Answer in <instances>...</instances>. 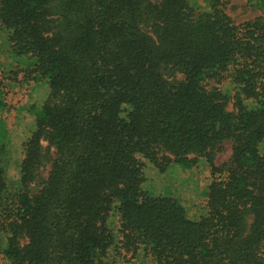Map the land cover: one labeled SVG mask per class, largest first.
Returning <instances> with one entry per match:
<instances>
[{"label": "trees", "instance_id": "trees-1", "mask_svg": "<svg viewBox=\"0 0 264 264\" xmlns=\"http://www.w3.org/2000/svg\"><path fill=\"white\" fill-rule=\"evenodd\" d=\"M247 1L235 23L223 0H0L8 264H264V0ZM17 79L48 93L12 178ZM199 158L203 180L156 189Z\"/></svg>", "mask_w": 264, "mask_h": 264}, {"label": "rangeland", "instance_id": "rangeland-1", "mask_svg": "<svg viewBox=\"0 0 264 264\" xmlns=\"http://www.w3.org/2000/svg\"><path fill=\"white\" fill-rule=\"evenodd\" d=\"M223 1L226 14L235 23H242L253 19L258 15L257 10H255V8H253L247 0ZM2 56L3 55H0V60H2ZM19 80L20 79H17L16 81L9 80V85L4 89V93L7 95L8 101L6 107L7 111L4 115L6 116L5 122L9 128V141L11 143L10 149L5 153V162L8 176L12 178L18 177V166L21 159L20 145L29 136L34 125V118L29 112L28 105L31 103H36L38 105L41 104L45 100L48 93L47 85L42 81L25 83ZM227 110L233 111L231 103L227 105ZM230 153V142L226 141L222 143L214 160L215 165H219L226 161L229 158ZM207 169L208 168L204 162V158H199L196 166L189 172H186L185 177L179 176L182 172H175L161 183H156L158 181V177L156 178V172L154 174L152 169L146 168L145 172L148 177L156 178L157 181L154 185L157 190H161L166 181L170 182L172 180L175 182L176 180L178 182H190L192 178L193 180H203L207 175ZM41 176H46V170L41 171ZM166 191L171 194L167 188L164 189L165 193H167ZM119 260L120 259L117 258V262L115 264H120ZM0 264H8L1 254Z\"/></svg>", "mask_w": 264, "mask_h": 264}]
</instances>
